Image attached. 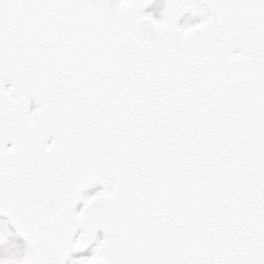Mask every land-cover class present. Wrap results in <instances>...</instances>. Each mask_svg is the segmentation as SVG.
Masks as SVG:
<instances>
[{"label":"snow or ice","instance_id":"6c2138e0","mask_svg":"<svg viewBox=\"0 0 264 264\" xmlns=\"http://www.w3.org/2000/svg\"><path fill=\"white\" fill-rule=\"evenodd\" d=\"M0 264H264V0H0Z\"/></svg>","mask_w":264,"mask_h":264}]
</instances>
